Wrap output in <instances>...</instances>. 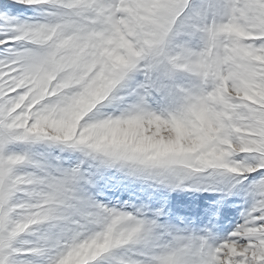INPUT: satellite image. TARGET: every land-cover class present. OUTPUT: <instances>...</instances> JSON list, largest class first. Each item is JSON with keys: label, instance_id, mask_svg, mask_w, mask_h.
<instances>
[{"label": "snow or ice", "instance_id": "snow-or-ice-1", "mask_svg": "<svg viewBox=\"0 0 264 264\" xmlns=\"http://www.w3.org/2000/svg\"><path fill=\"white\" fill-rule=\"evenodd\" d=\"M0 22V264H264V0H0ZM177 72L199 80L178 115L97 118ZM208 170L247 205L218 243L158 191Z\"/></svg>", "mask_w": 264, "mask_h": 264}, {"label": "rangeland", "instance_id": "rangeland-1", "mask_svg": "<svg viewBox=\"0 0 264 264\" xmlns=\"http://www.w3.org/2000/svg\"><path fill=\"white\" fill-rule=\"evenodd\" d=\"M37 15V11L29 9L18 13V18L24 21ZM3 32L4 29L0 28V38H3ZM198 46L199 42H194L193 47ZM153 80V87L145 95L139 89V85L144 82V75L142 73L136 74L137 87L125 90L119 95L114 92L113 96L115 99L118 98L119 102L115 103V100H111L108 106H99L97 112L100 115L97 118L136 112L151 113L162 118L178 115L184 108L186 92L194 91L199 85V80L196 77L185 72H177L171 79L158 73L153 77ZM93 115H97V113ZM14 151L21 154L27 153L33 163L41 160L42 157L39 146L34 144L16 145ZM17 171L23 175L33 171V168L31 166L21 167ZM211 171L213 170L185 174L179 179H172L170 181L171 186L161 187L158 191L162 196L163 209L168 211L171 206L176 211L177 216L183 218L180 227L187 224L201 236L211 232L218 237L216 241L218 243L235 230L239 223L243 222V213L247 205L244 202L245 195L240 187L231 188L230 177L227 173L212 176L209 174ZM230 189L231 194H229ZM99 202L107 205L106 200L101 199ZM108 206L111 207V205ZM175 222L179 223V220ZM56 231L57 229H51L49 225L45 224L39 226L38 235ZM34 239L36 237L25 235L18 242V246H23L25 241ZM116 255L124 256L127 259L132 254L122 251Z\"/></svg>", "mask_w": 264, "mask_h": 264}, {"label": "bare ground", "instance_id": "bare-ground-1", "mask_svg": "<svg viewBox=\"0 0 264 264\" xmlns=\"http://www.w3.org/2000/svg\"><path fill=\"white\" fill-rule=\"evenodd\" d=\"M138 79H139V78H138ZM130 91H131V90H130ZM114 92L116 93V95H117V94L119 95V94H121L122 92H125V90L117 89V90H115ZM113 97H114V96H113ZM113 97H110L108 101H104V102H102V103H103V106H100V107H106V106H108V105H109V102H110L111 100H115V103H116V102H119V99H118V98L113 99ZM122 97H123V96H122ZM122 100H123V99H121V101H122ZM121 101H120V102H121ZM115 103H114V104H115ZM117 105H118V104H117ZM115 106H116V105H115ZM98 107H99V106H98ZM100 107H99V108H100ZM113 109H114V108H113ZM154 110H155V109H154ZM132 111H133V110H132ZM136 111H137V110H136ZM136 113H137V112H136ZM126 114H128V113H126ZM145 114H149V113H145ZM150 114H151V113H150ZM154 115H155V114H154ZM101 118H102V117H101Z\"/></svg>", "mask_w": 264, "mask_h": 264}]
</instances>
